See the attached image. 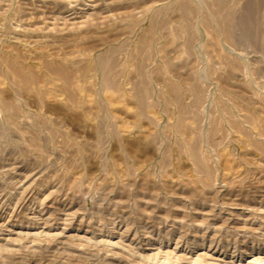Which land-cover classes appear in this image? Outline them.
Returning <instances> with one entry per match:
<instances>
[{
  "label": "rangeland",
  "instance_id": "obj_1",
  "mask_svg": "<svg viewBox=\"0 0 264 264\" xmlns=\"http://www.w3.org/2000/svg\"><path fill=\"white\" fill-rule=\"evenodd\" d=\"M181 1L0 0V264H264V0Z\"/></svg>",
  "mask_w": 264,
  "mask_h": 264
},
{
  "label": "bare ground",
  "instance_id": "obj_2",
  "mask_svg": "<svg viewBox=\"0 0 264 264\" xmlns=\"http://www.w3.org/2000/svg\"><path fill=\"white\" fill-rule=\"evenodd\" d=\"M227 1L228 0H210V2H208V4L210 3V5H211V9H212V11H211V15L213 16V18H214V20H215V22L217 23V25H218V27H219V29L220 30H222V32H223V34H225V36H226V38L227 39H230V34H229V32L227 31V29L225 28L226 27V25L224 26V19L222 20V17H221V14H220V12H221V10L223 9V8H226L225 7V5H226V3H227ZM192 1L191 0H183V1H181V3H179L180 5H178V6H180V10H182L186 15H190V14H192V12H193V8H192V3H191ZM207 2V1H206ZM229 2V1H228ZM206 4V3H205ZM199 6V5H198ZM207 6H209V5H207ZM228 7V6H227ZM158 9V8H157ZM251 9H252V7H251ZM162 10V9H161ZM227 10V9H226ZM202 11H204V10H202ZM253 11V10H252ZM153 12V11H152ZM73 13V12H72ZM162 13V12H161ZM249 15V14H248ZM254 15V14H253ZM196 16V15H195ZM224 18V17H223ZM158 20V19H157ZM206 20V19H205ZM211 20V19H210ZM246 20V19H245ZM244 20V21H245ZM54 21V20H53ZM159 21V20H158ZM209 21V20H208ZM212 21V20H211ZM246 22V21H245ZM131 23V22H130ZM136 23V22H135ZM159 23V22H158ZM163 24H165V23H163ZM192 24V23H191ZM191 24H190V26H191ZM226 24V23H225ZM246 24V23H245ZM158 25V24H157ZM156 25V26H157ZM249 27V26H248ZM250 28V27H249ZM196 29H197V27H196ZM188 30V29H187ZM132 31V30H131ZM243 32V31H242ZM222 34V33H221ZM158 36V35H157ZM223 36V35H222ZM224 37V36H223ZM225 38V37H224ZM43 39V38H42ZM195 39V38H194ZM193 40V39H192ZM190 41V40H189ZM226 41V40H225ZM194 42V41H193ZM227 42H229L228 40H227ZM230 42H231V40H230ZM141 44L143 45V46H145V42L144 41H142L141 42ZM154 44V43H153ZM188 44V43H187ZM227 44V43H226ZM230 44V43H229ZM191 45H192V43H191ZM143 46H141V48L143 47ZM34 47V46H33ZM189 46H187V48H188ZM40 48V47H39ZM116 48V47H115ZM151 48V47H150ZM35 49V48H34ZM146 49V48H145ZM136 50V49H135ZM142 51V50H141ZM143 51H144V49H143ZM193 51V50H192ZM141 53V52H140ZM144 53V52H143ZM155 53V52H154ZM194 53V52H193ZM3 54V53H2ZM21 54V53H20ZM33 54V53H32ZM41 54V53H40ZM40 54H39V56H40ZM44 55V54H43ZM42 55V56H43ZM51 55V54H50ZM56 55V54H55ZM155 55V54H154ZM153 55V56H154ZM48 56V55H47ZM110 56V55H109ZM111 56H112V54H111ZM0 57H2V55L0 56ZM30 57V56H29ZM43 57H45V56H43ZM10 58V57H9ZM12 58V57H11ZM6 59V57L5 58H0V65H1V63H3V65L4 66H8V68H9V70L11 71V74L13 75V77H14V79L16 80V82L18 83V87L20 86L21 88H23V89H26V90H28V91H32V92H34V93H36L38 96H41L42 94H43V90H42V88L39 86V85H41V84H39V80L41 79V78H43V77H39V75H36V74H33V73H28V72H26L25 70V67H24V69L22 68L23 66H22V64L21 63H19L16 59ZM22 58V57H21ZM23 58H24V56H23ZM49 58V57H48ZM60 58V57H59ZM58 58V59H59ZM149 58V57H148ZM109 57L108 58H106L105 56H102L99 60H98V66L100 67V68H102V70L104 71V73H107L108 72V70L110 69V65H111V63L109 62ZM118 59V58H117ZM116 59V60H117ZM25 60V59H24ZM52 60V59H51ZM93 62V61H92ZM114 62V61H113ZM42 63V62H41ZM91 63V62H90ZM95 63H97V62H95ZM43 64H44V66L46 67V70H47V72L50 74V75H52L53 77H57V78H60V79H62V80H64L65 81V83H66V85L67 86H70L71 87V80H70V78L72 77V75H71V77L69 76V73L67 72V70L64 68V67H61V65H58L56 62H54V61H50V60H48V59H46V58H44L43 59ZM115 64V63H114ZM139 64V63H138ZM2 66V65H1ZM27 66V65H26ZM33 66H36V65H33ZM38 66V65H37ZM63 66V65H62ZM90 67V66H89ZM95 67V66H94ZM30 68H32L31 66H30ZM83 68V67H82ZM97 68V67H96ZM112 68H114L113 66H112ZM115 68H116V66H115ZM90 69H91V67H90ZM89 69V70H90ZM99 69V68H98ZM233 69V68H232ZM80 71H82L83 72V70L82 69H79ZM33 71H34V69H33ZM70 71V70H69ZM39 72H40V74L41 73H43V72H41L40 70H39ZM110 72V71H109ZM189 72V71H188ZM34 73H36V72H34ZM81 73V72H80ZM114 73V72H113ZM112 73V74H113ZM44 74V73H43ZM230 75V74H229ZM112 76H114V75H112ZM164 76V75H163ZM0 77H1V74H0ZM48 79V78H47ZM72 79V78H71ZM114 79V78H113ZM5 80V79H4ZM10 80V79H9ZM42 80V79H41ZM50 80V79H49ZM149 80V79H148ZM168 81H169V79H167ZM11 81V80H10ZM111 82V81H110ZM6 83V82H5ZM105 83H106V85L107 86H110V84L107 82V79L105 78ZM139 82H137V84H138ZM136 84V86H138ZM173 84H175V83H173ZM171 85V84H170ZM177 85V84H176ZM58 86V85H57ZM84 86V85H83ZM51 87V86H50ZM195 87V86H194ZM49 87H47V89H48ZM114 88V87H113ZM20 89V88H19ZM64 89V88H63ZM82 89V88H81ZM108 89V88H107ZM147 89V88H146ZM195 89V88H194ZM49 90V89H48ZM113 90V89H112ZM168 90V89H167ZM177 88H174L173 86H171L170 88H169V91L171 92V94L172 95H175L176 96V94H177ZM54 91V90H53ZM65 91V90H64ZM69 91V90H68ZM67 91V92H68ZM136 93H135V98H136V100H137V102L140 104V112L141 113H144V111H145V109H146V107H147V101H145V97H146V91L144 90V89H142L140 86L139 87H137L136 88ZM196 91V90H195ZM1 92V91H0ZM16 92H18V90L16 91ZM169 92V93H170ZM179 92V91H178ZM198 92V91H197ZM58 93H59V91H58ZM70 94V92L67 94V95H69ZM72 94V93H71ZM71 94H70V96H71ZM170 94V95H171ZM1 95V94H0ZM75 95V94H74ZM171 95V96H172ZM199 95H201V94H199ZM69 96V97H70ZM73 96V95H72ZM71 96V98H75V97H72ZM78 96V95H77ZM79 97V96H78ZM128 97V96H127ZM176 99H177V97H175ZM199 98H201V96H199ZM41 99V98H40ZM74 101H75V99H73ZM108 100H109V98H108ZM72 101V100H71ZM74 101H72V102H74ZM77 101H78V99H77ZM85 101V100H84ZM176 101H178V99L176 100ZM175 101V102H176ZM71 102V103H72ZM202 102V101H201ZM40 103V102H39ZM75 103V102H74ZM43 104V103H42ZM73 105V104H72ZM75 105H76V103H75ZM106 105V104H105ZM114 105V104H113ZM104 106V105H103ZM107 106V105H106ZM149 106V105H148ZM74 107H76V106H74ZM130 107V106H129ZM150 107V106H149ZM197 107V106H196ZM202 107V106H201ZM14 108H15V110L17 109L15 106H14ZM2 109L6 112V113H9V112H11V104L10 105H8V104H6V103H3V105H2ZM105 109V108H104ZM202 109V108H201ZM87 110V109H86ZM192 110V109H191ZM218 110V109H217ZM67 111V110H66ZM88 111V110H87ZM86 111V112H87ZM186 111V110H185ZM100 112V111H99ZM247 112V111H246ZM15 113V112H14ZM10 114V113H9ZM13 114V113H12ZM189 113H187V115H188ZM15 115V114H14ZM249 115V114H248ZM18 116V115H17ZM103 116V115H102ZM232 116V115H231ZM189 117H191V115L189 116ZM233 118V117H232ZM254 118V117H253ZM9 119V118H8ZM14 119L16 120V117H14ZM256 119V118H255ZM23 120V119H22ZM21 120V121H22ZM192 120H193V118H192ZM191 120V121H192ZM221 120V119H220ZM253 121V120H252ZM20 122V121H19ZM236 122V121H235ZM258 122V121H257ZM7 123V122H6ZM14 124H16L15 123V121L13 122ZM202 123V122H201ZM22 124H23V122H22ZM43 124V123H42ZM252 124H254V123H252ZM238 125V124H237ZM240 125V124H239ZM260 125V124H259ZM46 126V125H45ZM220 126H221V124H220ZM253 126H255V125H253ZM7 127H8V125H7ZM10 130V129H9ZM48 130V129H47ZM141 131V130H140ZM177 131L180 133V134H182L183 133V125L182 124H178L177 125ZM48 132V131H47ZM193 132V131H192ZM212 132V131H211ZM51 133V132H50ZM213 133V132H212ZM259 133V132H258ZM261 133V132H260ZM259 133V134H260ZM263 134V133H262ZM212 135V134H211ZM115 136V135H114ZM256 136V135H255ZM52 137H55V136H52ZM113 137V136H112ZM125 137V136H124ZM114 138V137H113ZM112 138V139H113ZM139 139H141V138H139ZM147 139V138H146ZM144 140H145V138H144ZM148 140H150V139H148ZM100 141V140H99ZM141 141V140H140ZM182 142V141H181ZM246 143V142H245ZM251 143V142H250ZM183 144V143H182ZM204 144V143H203ZM226 145V144H225ZM35 146V145H34ZM251 146V145H250ZM183 148V147H182ZM191 151H192V157H193V160H194V162L196 163V165L199 167V168H204L205 166H203L205 163L203 162V159L202 158H200L199 156H198V153H197V150H196V146L193 144V145H191ZM203 151V150H202ZM228 153H229V151H228ZM206 154V153H205ZM206 159V158H205ZM175 166V165H174ZM207 170V169H206ZM220 170V169H219ZM195 171V170H194ZM223 173V172H222ZM207 174L208 175H210V171L209 170H207ZM236 174V173H235ZM234 174V175H235ZM213 175V174H212ZM214 175H216V174H214ZM243 175V174H242ZM215 177V176H214ZM228 178H229V176H228ZM208 181V180H207ZM171 184V183H170ZM169 184V185H170ZM4 203V202H3ZM53 203V202H52ZM35 204V203H34ZM33 212V211H32ZM56 219V218H55ZM127 233V232H126ZM137 235V234H136ZM169 236V235H168ZM168 236H167V238H168ZM157 239V238H156ZM169 239V238H168ZM167 239V240H168ZM176 247V246H175ZM177 248V247H176ZM166 256V255H165ZM160 262V261H159Z\"/></svg>",
  "mask_w": 264,
  "mask_h": 264
}]
</instances>
